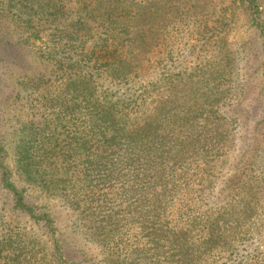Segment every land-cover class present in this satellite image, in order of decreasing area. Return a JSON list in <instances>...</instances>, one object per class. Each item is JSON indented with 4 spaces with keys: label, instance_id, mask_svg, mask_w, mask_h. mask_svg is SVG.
Wrapping results in <instances>:
<instances>
[{
    "label": "trees",
    "instance_id": "obj_1",
    "mask_svg": "<svg viewBox=\"0 0 264 264\" xmlns=\"http://www.w3.org/2000/svg\"><path fill=\"white\" fill-rule=\"evenodd\" d=\"M250 5L257 6L255 0ZM132 7L90 15L102 32L71 33L80 58L70 57L65 68L77 71L64 78L65 93L40 96L42 111L13 145V170L0 132V186L21 214L47 225L51 216L27 188L60 198L100 254L94 261L83 254L72 260L76 251L55 236L54 253L63 251L66 260L53 264H220L235 256L243 226L256 214L209 204L212 164L227 149L219 108L233 98L226 89L233 88L231 74L215 78L226 65L213 62L177 76L175 48L147 41L156 36L157 18L175 3L158 0L152 10L135 13ZM59 63L53 66L58 73ZM207 73L212 79H200ZM14 176L27 187H18ZM12 228L2 222L0 264H44L35 256L37 245Z\"/></svg>",
    "mask_w": 264,
    "mask_h": 264
},
{
    "label": "rangeland",
    "instance_id": "obj_2",
    "mask_svg": "<svg viewBox=\"0 0 264 264\" xmlns=\"http://www.w3.org/2000/svg\"><path fill=\"white\" fill-rule=\"evenodd\" d=\"M156 1L0 0V132L8 144L7 162L11 170L13 145L42 111L37 108L41 105L40 96L65 93L64 78L73 77L77 71L65 68L71 62L70 57L80 58L75 50L81 45L70 37L71 33L80 28L102 32L101 22L90 15H106L117 6L116 12L123 14L129 5L133 6V13L142 11L143 7L152 10ZM172 2L175 8L162 13L161 20L157 18V33L147 39L149 46L175 48L177 76L184 70H193L199 63L219 62L226 69L215 78H221L225 72L232 78L233 88L226 89L233 98L219 108L226 118L223 132L227 149L212 164L209 204L224 209L237 205L244 214L247 208L256 210V214L253 224H244L235 256L227 255L220 264H261L264 260V0H255L256 7L249 6V0ZM93 43L90 41L86 46L92 47ZM52 49L54 54L49 56ZM57 60L63 64L60 73L53 68ZM210 77L207 73L200 79ZM13 180L18 187L25 186L15 176ZM27 189L30 199L49 213L51 223L47 225L43 220L21 214L14 207L13 196L0 186V239L4 238L2 222L10 221L13 235L34 242L35 256L44 258V264H53L52 259L66 260L61 255L63 251L54 253L52 237L55 236L60 245L76 251L69 255L72 260L84 259L80 258L82 254L87 256L86 261L100 258L96 247L82 235L75 214L60 198Z\"/></svg>",
    "mask_w": 264,
    "mask_h": 264
}]
</instances>
